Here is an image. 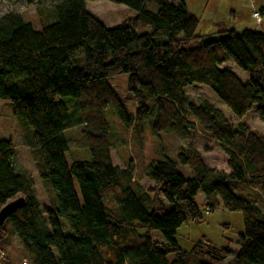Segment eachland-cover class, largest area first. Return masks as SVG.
<instances>
[{
	"label": "trees",
	"instance_id": "16d2710c",
	"mask_svg": "<svg viewBox=\"0 0 264 264\" xmlns=\"http://www.w3.org/2000/svg\"><path fill=\"white\" fill-rule=\"evenodd\" d=\"M88 1L98 0H55L53 20L40 30L24 12L0 17V100L10 102L21 120L24 144L51 194L50 208L41 214L31 176L15 172L14 147L0 140V209L19 197L25 201L0 226V264H13L5 253L11 229L24 264H264V207L233 192L246 185L264 196V135L243 123L234 129L219 109L189 101L184 91L205 86L235 118L256 107L264 123V4L260 29L200 35L186 0H106L135 12L111 29L87 11ZM138 27L150 32L138 34ZM227 62L249 79L220 68ZM119 75H128L137 102L133 116L108 83ZM57 96L75 101L72 118ZM107 108L139 141L145 129L154 136L202 131L226 147L230 174L208 168L189 146L175 160L163 156L149 164L144 172L153 187L140 191L133 164L119 169L111 162ZM73 118L88 160L71 156L64 132ZM198 193L206 212L220 206L241 214L243 233L233 256L205 238L189 251L177 244L183 224L202 220Z\"/></svg>",
	"mask_w": 264,
	"mask_h": 264
},
{
	"label": "rangeland",
	"instance_id": "374dc122",
	"mask_svg": "<svg viewBox=\"0 0 264 264\" xmlns=\"http://www.w3.org/2000/svg\"><path fill=\"white\" fill-rule=\"evenodd\" d=\"M175 3V1H171ZM55 0H0V17L8 13L24 12L30 19L36 30L53 20V6ZM187 8L199 21L198 34L209 35L213 30L228 28L236 33L251 28L256 29L254 12L264 4V0H187ZM156 11L155 5H150ZM87 11L96 18L105 28H115L128 19L134 18L135 12L125 5H118L106 0L88 1ZM263 26L261 25L260 28ZM226 31V29H224ZM138 34L149 33L147 27H138ZM222 69L233 72L242 81H247L249 75L239 70L233 63L227 62L220 66ZM109 85L116 93L119 101L133 116L137 109V102L128 91V75H119L108 80ZM189 101L197 102L205 100L219 109L236 129L239 123L260 136L264 135V123L254 107L244 118H235L216 96L205 86L192 85L184 89ZM56 99L62 102L68 109L70 117L76 108L75 101L68 97ZM76 111L78 112L77 108ZM105 116L109 124L110 133V156L111 162L119 169H126L128 164L134 166L133 181L142 192L153 187V184L145 176V168L162 160L163 156L175 160V156L189 146L195 149L203 158L208 168L230 174L228 168L229 152L226 147L210 138L200 130L191 131L187 134L174 132L152 135L145 129L141 141L135 136L131 128L121 126L120 121L111 108L105 110ZM71 127L66 129L64 136L74 160H88L89 152L86 147L81 127L73 118ZM26 132L21 120L13 114L12 106L8 101L0 100V140L10 141L14 147V157L11 166L15 172H26L32 178L36 193L38 208L41 214L50 208L51 194L41 183L30 150L25 146L24 137ZM178 170L185 177H190L188 167L178 166ZM238 197L254 202L260 210L264 207V196L261 191L252 186H240L233 191ZM196 204L201 208L202 220L198 223L189 222L183 224L177 231L175 240L186 251L205 238L217 248L228 247L230 256L238 250L235 240L243 233L242 216L239 212H230L222 207H216L212 212H206L203 208L204 197L198 193L195 198ZM62 232L71 236V231L61 223ZM151 237L156 241H162L159 233L153 232ZM5 253L12 258L13 264H24V256L15 232L10 230V238L5 246ZM173 256L169 257L172 260Z\"/></svg>",
	"mask_w": 264,
	"mask_h": 264
},
{
	"label": "water",
	"instance_id": "95a60500",
	"mask_svg": "<svg viewBox=\"0 0 264 264\" xmlns=\"http://www.w3.org/2000/svg\"><path fill=\"white\" fill-rule=\"evenodd\" d=\"M25 204L24 198L19 197L13 201H10L0 209V226L13 215L16 211L23 208Z\"/></svg>",
	"mask_w": 264,
	"mask_h": 264
},
{
	"label": "built area",
	"instance_id": "2783aa9c",
	"mask_svg": "<svg viewBox=\"0 0 264 264\" xmlns=\"http://www.w3.org/2000/svg\"><path fill=\"white\" fill-rule=\"evenodd\" d=\"M252 17L254 18V20H255V27H256V29H260V27H261V25H262V18H261V16H260V14L258 13V12H254L253 14H252Z\"/></svg>",
	"mask_w": 264,
	"mask_h": 264
},
{
	"label": "crops",
	"instance_id": "0c3cea01",
	"mask_svg": "<svg viewBox=\"0 0 264 264\" xmlns=\"http://www.w3.org/2000/svg\"><path fill=\"white\" fill-rule=\"evenodd\" d=\"M187 1V0H186ZM186 1H185V6H186V9L189 11V9L187 8V4H186ZM253 18V17H252ZM222 30H220V28L217 30V31H215V30H213L212 32H211V35L212 34H216L217 32H219V31H224V29H226V31L227 30H232V29H228V28H221ZM248 30V29H247ZM249 30H253V28H251V29H249Z\"/></svg>",
	"mask_w": 264,
	"mask_h": 264
}]
</instances>
